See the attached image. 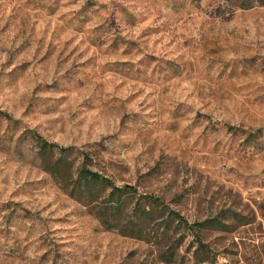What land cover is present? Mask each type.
<instances>
[{
    "label": "rangeland",
    "instance_id": "1",
    "mask_svg": "<svg viewBox=\"0 0 264 264\" xmlns=\"http://www.w3.org/2000/svg\"><path fill=\"white\" fill-rule=\"evenodd\" d=\"M57 146L134 189L119 217ZM0 264H264V0H0Z\"/></svg>",
    "mask_w": 264,
    "mask_h": 264
},
{
    "label": "trees",
    "instance_id": "2",
    "mask_svg": "<svg viewBox=\"0 0 264 264\" xmlns=\"http://www.w3.org/2000/svg\"><path fill=\"white\" fill-rule=\"evenodd\" d=\"M55 145L49 142L42 143V151L44 152L45 156L51 155L55 150L53 149ZM56 151L60 153V156L51 160L44 159L45 161H49L46 164V171L50 173L64 188H67L69 184H71V190L74 191L76 189L84 190L87 194L85 196L76 197L79 202L84 203L85 205L90 204L92 202H97L100 199V193L104 196V202H106L105 207V214L114 215L117 213L116 217L120 216V212L122 211V207L124 204V200L129 195V192L134 190L128 186H117L112 181L108 180L106 177L100 175L98 172L90 169L87 166V163L91 161L88 155L82 156L81 164L77 167V175L76 178L72 182H69V178H72V165L68 163L67 158L64 155L65 153L69 152V147H60L57 146ZM69 182V183H68ZM70 195H72L70 193ZM106 198V199H105ZM165 210V209H164ZM108 211H110L108 213ZM166 216L162 217L165 218L164 221L161 223L163 224L162 229L168 230L171 226V223L175 222L174 217L180 220V224L183 223L184 225L190 227L183 219L174 211L166 210ZM154 211L152 209L146 210L144 207L141 209L140 218L137 223L134 225L132 230H123L121 233L123 235H128L131 237H136L138 239H143V233L146 230V227L150 220L153 218ZM227 211L222 210L220 211L219 215L217 214L214 217H210L198 223L199 230H216V231H231L236 226L233 223H226L225 219L227 216ZM233 218H236L240 223V217L236 211L232 213ZM163 220V219H162ZM244 224V223H241ZM179 225V224H178ZM187 228V227H186ZM162 232V234L164 233ZM191 232V231H189ZM205 245L199 239L198 241V249L196 250L198 256V262H203L205 258L201 257V254L205 252L204 250Z\"/></svg>",
    "mask_w": 264,
    "mask_h": 264
}]
</instances>
